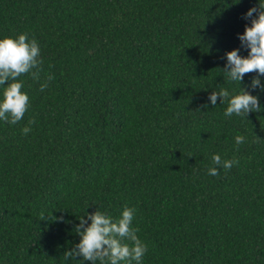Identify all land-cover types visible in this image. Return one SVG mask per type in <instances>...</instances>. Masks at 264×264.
Here are the masks:
<instances>
[{
  "label": "trees",
  "instance_id": "1",
  "mask_svg": "<svg viewBox=\"0 0 264 264\" xmlns=\"http://www.w3.org/2000/svg\"><path fill=\"white\" fill-rule=\"evenodd\" d=\"M259 4L0 0V39L26 33L43 61L39 80L19 77L24 117L0 120V264H91L64 259L78 218L125 207L147 245L141 264H264V90L255 72L240 84L224 72L227 52L247 56L239 35ZM240 87L260 112L211 104ZM216 154L239 163L226 171Z\"/></svg>",
  "mask_w": 264,
  "mask_h": 264
},
{
  "label": "clouds",
  "instance_id": "2",
  "mask_svg": "<svg viewBox=\"0 0 264 264\" xmlns=\"http://www.w3.org/2000/svg\"><path fill=\"white\" fill-rule=\"evenodd\" d=\"M254 13L257 14L255 17ZM244 18L251 19V26H245L244 33L239 35V40L241 46L248 50V54L241 56L239 49L227 52L224 72L230 80L239 84L245 74L255 72L257 76L251 81V85L253 88L261 87L264 90L259 78L264 76V4H259V8H250ZM42 63L37 41L29 39L26 33L0 39V86H5L7 82L3 99L0 100V120L15 125L24 117L30 106V100L27 93L22 91L24 85L19 77L29 74L34 80H39ZM52 79L53 76L49 74L45 82L40 85V90L44 91L48 87V81ZM218 97L220 103L227 101L228 106L224 112L226 117H231L233 114L248 116L251 112L262 110L258 97L241 87L239 94L234 96L230 95L226 88L212 92L209 100L213 106L216 105ZM34 123V119L29 120V125ZM30 131L31 128L27 126L22 129L25 135ZM235 141L240 145L245 142V137L237 135ZM212 162L214 165L222 166L226 171L239 163L236 159L222 160L218 154L212 156ZM208 174L218 176L217 167L209 168ZM135 211L134 208L125 207L118 219H113L99 210L87 214V219L80 216L79 224L75 228L80 241L71 250L65 251L63 254L65 261L80 257L91 264H96L97 261L100 264H105L106 261L107 264H121V262L141 264L148 249L137 235L139 229L132 226ZM44 219V215L41 214V220ZM54 219L62 221V217H54Z\"/></svg>",
  "mask_w": 264,
  "mask_h": 264
}]
</instances>
